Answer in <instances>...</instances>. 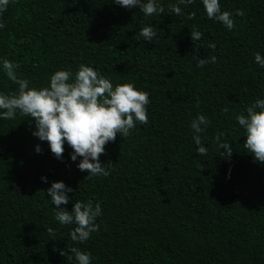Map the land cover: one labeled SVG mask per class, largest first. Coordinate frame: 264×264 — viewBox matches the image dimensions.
Returning a JSON list of instances; mask_svg holds the SVG:
<instances>
[{"label": "trees", "instance_id": "trees-1", "mask_svg": "<svg viewBox=\"0 0 264 264\" xmlns=\"http://www.w3.org/2000/svg\"><path fill=\"white\" fill-rule=\"evenodd\" d=\"M158 3L164 13L147 17L112 0H11L0 15V93L18 89L3 70L7 59L29 87L84 64L114 87L133 83L150 100L148 124L106 144L99 158L106 177L85 179L67 143L56 159L32 135L31 118L0 119V264H77L71 253L60 255L70 246L90 252L92 264H264V164L247 153L236 120L264 99V68L255 62L256 53L264 57V0H220L233 13L231 31L207 18L202 0L180 5V16L168 8L177 0ZM144 26L162 31L149 42L139 34ZM192 30L202 38L192 41ZM207 56L216 62L197 67L194 57ZM198 115L210 121L201 134L205 156L190 128ZM221 132L230 158L213 140ZM55 181L74 190L60 207L101 205L99 231L84 244L73 245L74 225L55 219L44 192Z\"/></svg>", "mask_w": 264, "mask_h": 264}, {"label": "clouds", "instance_id": "clouds-1", "mask_svg": "<svg viewBox=\"0 0 264 264\" xmlns=\"http://www.w3.org/2000/svg\"><path fill=\"white\" fill-rule=\"evenodd\" d=\"M11 0H0V15L7 11ZM113 3L125 7H138L144 16L152 17L164 13L165 8L158 0H112ZM194 0H177L169 4V10L177 16L183 14L180 5L193 4ZM202 5L208 19L215 20L224 25L229 31L235 27L233 13L222 11L220 0H202ZM243 11L237 10L236 16H243ZM195 13L189 14V19H194ZM5 24L0 23V29ZM160 29L144 26L140 35L151 42L158 38ZM203 33L197 30L190 32L192 41L200 40ZM209 48L215 49V43H210ZM197 67L215 63V56L197 58ZM255 62L264 68V57L255 54ZM3 70L7 78L18 85L16 93L5 95L0 93V119H14L17 112L31 118L35 124L34 137L46 141L53 156L63 160L64 145L72 149L70 159L76 161L80 157L77 167L82 172H87L89 177L108 176L110 173L101 163L100 156L105 154V146L116 140L117 134L122 138L131 134L137 124H148L147 106L150 103L149 93L138 90L133 83L118 84L102 76L91 66L81 64L73 73L71 70L55 71L46 87L39 89L29 87V81L17 75L18 64L7 59L2 61ZM259 109V111H257ZM225 113L228 108L223 109ZM247 115L236 116L238 124L246 133L244 148L250 153L254 161L264 164V99H257L246 108ZM210 121L204 115H198L192 120L193 142L197 146V153L205 156L208 149L202 144V136L209 126ZM224 133L213 137L218 148L223 149L228 158L232 155V147L228 142H221ZM35 151L41 152L39 145ZM47 183L46 177H41ZM74 190L63 181H55L47 188V196L55 205V219L61 225H74L70 231V239L75 244H84L90 239L91 234L98 232L100 225L96 223L97 217L102 214L100 203L76 200L71 211L60 205L69 203L67 193ZM47 232L53 238L56 236L52 228ZM69 253L74 256L77 264H92L91 253L82 251L79 247L70 246L65 252L60 250L61 256Z\"/></svg>", "mask_w": 264, "mask_h": 264}]
</instances>
